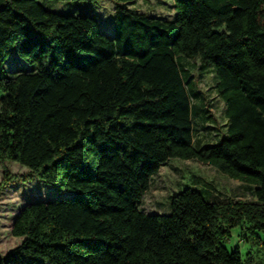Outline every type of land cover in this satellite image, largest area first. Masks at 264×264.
Here are the masks:
<instances>
[{
	"label": "trees",
	"instance_id": "1",
	"mask_svg": "<svg viewBox=\"0 0 264 264\" xmlns=\"http://www.w3.org/2000/svg\"><path fill=\"white\" fill-rule=\"evenodd\" d=\"M116 1L105 31L92 13L0 0L1 185L38 178L59 190L16 213L22 239L0 264H246L224 241L245 223L264 248V0H173L172 18ZM12 52L29 68L9 71ZM181 55L215 72L227 124L214 142L194 141ZM171 156L254 183L253 197L189 184L168 212L143 210ZM5 159L27 169L11 173Z\"/></svg>",
	"mask_w": 264,
	"mask_h": 264
},
{
	"label": "rangeland",
	"instance_id": "2",
	"mask_svg": "<svg viewBox=\"0 0 264 264\" xmlns=\"http://www.w3.org/2000/svg\"><path fill=\"white\" fill-rule=\"evenodd\" d=\"M41 1L46 7L61 12L92 13L105 31L110 30L117 3L116 0ZM124 3L138 11L163 18H172L174 13L173 0H127ZM9 55L7 60L5 59V66L9 71L29 68L28 62L14 52ZM178 59L182 67L185 65L184 77L188 76V82L194 90L192 98L196 105V111L192 113L194 141L198 144L214 142L225 134L227 124L224 100L215 88V72L212 67L201 65L197 57L184 56L183 64L182 56H178ZM4 164L11 173L27 169V166L12 159H5ZM2 177L3 167L0 162V254H5L22 239V235L11 232L12 221L21 207L35 198L55 196L59 190L52 183L38 178L11 181L1 185ZM189 184L202 190L206 196L219 194L244 198L253 197L255 186L254 183L228 175L210 162L171 156L152 174L149 186L138 201V206L149 212H168L170 195ZM244 225L245 223L232 226L231 235L224 243L228 248L237 245L246 264H264V248L244 238Z\"/></svg>",
	"mask_w": 264,
	"mask_h": 264
},
{
	"label": "crops",
	"instance_id": "3",
	"mask_svg": "<svg viewBox=\"0 0 264 264\" xmlns=\"http://www.w3.org/2000/svg\"><path fill=\"white\" fill-rule=\"evenodd\" d=\"M181 56H182V60H181V61H182V63H184V60H183V58H184V55H181ZM184 66H185V65H184Z\"/></svg>",
	"mask_w": 264,
	"mask_h": 264
}]
</instances>
